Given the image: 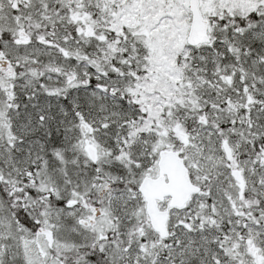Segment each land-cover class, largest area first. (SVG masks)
I'll return each instance as SVG.
<instances>
[{
  "label": "snow or ice",
  "instance_id": "1",
  "mask_svg": "<svg viewBox=\"0 0 264 264\" xmlns=\"http://www.w3.org/2000/svg\"><path fill=\"white\" fill-rule=\"evenodd\" d=\"M0 264H264V0H0Z\"/></svg>",
  "mask_w": 264,
  "mask_h": 264
}]
</instances>
